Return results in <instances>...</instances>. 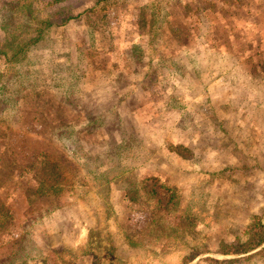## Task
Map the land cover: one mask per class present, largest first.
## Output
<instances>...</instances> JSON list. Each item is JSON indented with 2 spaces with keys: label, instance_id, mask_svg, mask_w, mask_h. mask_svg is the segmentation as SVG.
Instances as JSON below:
<instances>
[{
  "label": "rangeland",
  "instance_id": "374dc122",
  "mask_svg": "<svg viewBox=\"0 0 264 264\" xmlns=\"http://www.w3.org/2000/svg\"><path fill=\"white\" fill-rule=\"evenodd\" d=\"M0 50V264H264L221 252L264 223V0H0Z\"/></svg>",
  "mask_w": 264,
  "mask_h": 264
},
{
  "label": "trees",
  "instance_id": "16d2710c",
  "mask_svg": "<svg viewBox=\"0 0 264 264\" xmlns=\"http://www.w3.org/2000/svg\"><path fill=\"white\" fill-rule=\"evenodd\" d=\"M66 22L67 21H65L64 24ZM36 39H39V38H36ZM0 53L4 54L2 50H0ZM147 178H151V177H147ZM165 190L166 192L169 191V189H165ZM255 218L256 219L253 221L251 225V229L249 231V237L246 240L236 242L234 245L224 244L222 251H221L222 253L230 254V255L245 253V252H248L260 246L264 242V223H263L262 217L255 216ZM263 253H264V248L258 253H255L248 257H254L256 255H261ZM214 261L221 262V260H217L215 258H214Z\"/></svg>",
  "mask_w": 264,
  "mask_h": 264
}]
</instances>
